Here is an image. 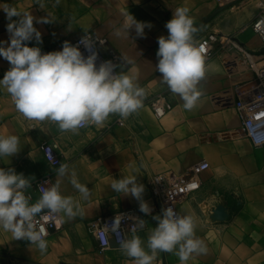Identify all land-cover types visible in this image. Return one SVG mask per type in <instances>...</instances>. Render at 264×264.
Wrapping results in <instances>:
<instances>
[{
  "label": "crops",
  "instance_id": "0c3cea01",
  "mask_svg": "<svg viewBox=\"0 0 264 264\" xmlns=\"http://www.w3.org/2000/svg\"><path fill=\"white\" fill-rule=\"evenodd\" d=\"M5 3L36 19L52 20L36 23L34 19L42 42L33 40L29 46H39L42 52L57 50L59 43L89 32L107 37L106 49L118 52L126 64L118 66V74L134 77L145 96L142 106L126 118L113 114L103 126L89 124L71 132L61 131L52 121L26 119L6 90L0 89V135L18 136L21 148L11 158H0V167L29 177L33 201L40 197L36 186L40 178L48 177L53 183L59 179L62 194L78 200L82 209L73 218H63L62 230L46 238L43 252L0 230V264H135L122 249L100 252L88 222L136 209L145 226L135 235L146 247L157 223L153 217L164 209L152 192L153 177L186 176L200 160H207L210 167L200 175V188L180 201L178 209L180 215L197 219L195 234L206 252L194 253L187 264H264V147L254 146L239 132L241 119L230 100L234 86L258 80L256 71L240 60L233 61L232 51L217 47L204 62V76L196 86L200 95L189 110L156 70L158 38L168 35L165 25L177 7L189 9L197 28L194 41L210 33L234 35L247 50L261 55L263 43L251 24L264 0H0ZM128 11L151 24L143 37L136 36L134 28L130 35H116ZM8 22L0 9V41L9 39ZM258 62L264 65V58ZM9 68V62L0 57V78ZM158 94H166L173 103L162 118L148 104ZM222 94L230 101L218 97ZM42 145L56 150L69 166V175H56L57 168L46 159ZM72 171L88 186L87 199L71 184ZM128 175H138L144 184L142 198L152 208L151 214L140 211L136 198L111 189L114 179ZM153 264H180V260L175 251L158 252Z\"/></svg>",
  "mask_w": 264,
  "mask_h": 264
},
{
  "label": "clouds",
  "instance_id": "9594fccd",
  "mask_svg": "<svg viewBox=\"0 0 264 264\" xmlns=\"http://www.w3.org/2000/svg\"><path fill=\"white\" fill-rule=\"evenodd\" d=\"M9 21L6 25L8 41H0V57L6 59L10 68L0 78V89L10 95L17 112L28 120L52 121L61 131L76 132L94 124L103 126L110 115L126 118L142 106L145 90L139 87L134 77L117 74L111 60L97 63L98 52L84 38L73 44L65 40L60 50L42 52L39 46H29L35 40L42 42V34L35 27L33 15L10 4H0ZM116 35L143 37L149 22L138 20L130 11ZM18 17L19 19H13ZM51 19L39 18L36 23H50ZM167 36L158 38L156 70L168 88L192 109L200 95L198 81L204 76V55L194 42L197 31L187 7L173 10L166 22ZM81 45L88 52L81 51ZM20 140L16 135H0V158L12 157L20 151ZM56 175H69V166L60 164ZM71 184L87 199L90 190L77 179L75 171L70 173ZM138 175L114 179L110 187L116 193L131 195L140 201V211L152 213L148 202L143 200L145 190ZM41 186L40 197L33 201L28 189L32 188L29 177L14 168L0 167V230L10 232L13 240H26L41 252L47 248L46 225L64 217L73 218L82 213L78 200L65 196L60 190V180L47 181ZM122 216V215H121ZM153 219L156 226L150 231L145 247L139 235L120 240L123 253L133 258L135 264H153L158 252H176L180 264H187L191 256L206 252L204 242L196 237L197 219L191 215H179L172 206L162 209ZM139 226L143 220L137 217ZM121 222V221H120ZM115 217L112 225H116ZM108 230L116 232L117 228ZM109 238L104 239L107 243Z\"/></svg>",
  "mask_w": 264,
  "mask_h": 264
},
{
  "label": "built area",
  "instance_id": "2783aa9c",
  "mask_svg": "<svg viewBox=\"0 0 264 264\" xmlns=\"http://www.w3.org/2000/svg\"><path fill=\"white\" fill-rule=\"evenodd\" d=\"M251 25L254 32L260 36L264 47V7L252 21ZM83 36L94 48L93 50L98 52L97 63L99 64L102 61L111 60L115 64V70L118 74V66L120 64H125V61L115 50L110 48L106 49L109 46L108 38L89 32L72 41V43H78ZM194 42L198 47L202 48L204 62L212 56L217 47H220L221 49H228L234 53L233 61L240 60L256 71L258 80L256 82L234 86L232 90L233 98L230 97V100L233 102L241 119L239 132L247 137L254 146L264 147V65H260L258 62L260 58H264V53L256 55L247 50L238 42L234 35L210 33ZM62 44L63 42L57 45V50L62 48ZM81 51L84 52L85 55L88 54L83 45H81ZM218 97H224L226 102L230 101L226 94L219 95ZM148 104L152 107L157 118L164 117L173 109V103L166 94L154 96L148 100ZM118 121L121 124L123 123L122 120ZM87 126L88 125L82 128ZM41 149L52 166L58 168L60 164H63L59 154L54 148L49 145H42ZM209 167L210 163L207 160H200L190 168L186 176L174 178L161 174L155 175L152 179V192L154 196L161 200L164 208L172 206L180 215L178 209L179 202L186 199L190 194L200 188V175ZM47 181H50L48 177H42L37 181L36 186L40 195L41 186H50V184L46 185ZM115 217L117 224L112 225ZM137 217H140L144 222L142 214L138 210L130 208L121 210L110 216H102L89 221L88 231L96 238L99 251L104 252L109 249H121V239L135 235L145 226V222L142 228L139 226ZM111 225L117 228L116 232L107 229V226L111 228ZM46 228L48 231L46 238H48L52 234L62 230L63 220L57 219L46 225ZM109 237L110 239L105 243L104 239Z\"/></svg>",
  "mask_w": 264,
  "mask_h": 264
}]
</instances>
